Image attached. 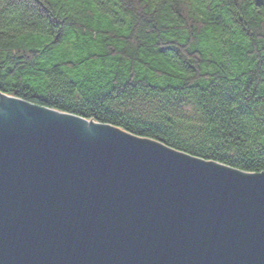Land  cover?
Returning <instances> with one entry per match:
<instances>
[{"label":"trees","instance_id":"1","mask_svg":"<svg viewBox=\"0 0 264 264\" xmlns=\"http://www.w3.org/2000/svg\"><path fill=\"white\" fill-rule=\"evenodd\" d=\"M0 93L264 172V0H0Z\"/></svg>","mask_w":264,"mask_h":264},{"label":"water","instance_id":"2","mask_svg":"<svg viewBox=\"0 0 264 264\" xmlns=\"http://www.w3.org/2000/svg\"><path fill=\"white\" fill-rule=\"evenodd\" d=\"M0 264H264V172L0 93Z\"/></svg>","mask_w":264,"mask_h":264}]
</instances>
